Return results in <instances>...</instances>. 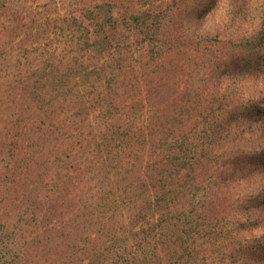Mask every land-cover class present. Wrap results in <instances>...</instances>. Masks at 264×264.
Here are the masks:
<instances>
[{
    "label": "rangeland",
    "instance_id": "1",
    "mask_svg": "<svg viewBox=\"0 0 264 264\" xmlns=\"http://www.w3.org/2000/svg\"><path fill=\"white\" fill-rule=\"evenodd\" d=\"M241 1L244 17L234 25L226 17L232 0H0V264H134L130 250L121 261L102 241L109 225L97 202L102 179L83 175L66 160L61 133L45 131L51 127L43 114L64 107L60 75L99 56H82L83 26L88 43L98 35L109 41L114 65L124 68L122 81L131 85L137 77L143 85L162 71L166 89L173 76L183 74V81L190 72L191 91L199 87L210 101L201 114L231 123L222 136L247 119L253 139L262 135L254 144L263 161L237 167L239 186L223 180L198 203L196 227L174 220L180 230L171 261L264 264V0ZM166 23L172 42L189 41L185 71L148 61L152 29ZM55 91L60 94L52 97ZM247 145L251 151L253 142ZM158 235L170 236L165 227Z\"/></svg>",
    "mask_w": 264,
    "mask_h": 264
},
{
    "label": "trees",
    "instance_id": "2",
    "mask_svg": "<svg viewBox=\"0 0 264 264\" xmlns=\"http://www.w3.org/2000/svg\"><path fill=\"white\" fill-rule=\"evenodd\" d=\"M232 3L226 17L236 25L244 17L240 13L242 1ZM170 26L166 23L152 29L148 61L164 66L173 62L185 71L189 69V41L172 42L167 30ZM82 32V56L90 51L99 56L91 64L83 58L77 69L68 68L60 75L59 81L67 87L61 93L64 107L43 114L52 129L46 127L45 131L61 133L66 160L76 163L83 175L92 172L102 179L97 202L105 209L100 218L109 222L102 239L105 248L116 251L121 261L130 250L134 264H183L171 261L178 254L173 241L180 230L174 220L183 217L185 226L196 227L198 203L214 195L223 180L233 181L235 188L243 178L239 174L242 168L236 172L243 161L250 159L255 166L262 163L258 143L254 144L262 135L253 139L247 119L235 123L231 135L222 136L231 123L201 114L208 111L210 101L200 94L199 87L194 89L196 98L193 96L190 72L183 81H178L183 74L177 79L173 76V87L166 89L160 84L162 71L151 73L143 85L137 77L131 85L122 81L124 68L114 65L113 52L106 47L109 41L98 35L88 43L85 26ZM100 32L105 34L102 27ZM172 53L178 58L172 59ZM58 94L55 91L52 97ZM58 111L67 114L63 122L57 119ZM249 140L253 142L251 151ZM260 151L263 153L264 147ZM69 170L74 171L72 166ZM226 173L229 175L224 177ZM163 227L169 237L158 235ZM167 253L173 254L171 259Z\"/></svg>",
    "mask_w": 264,
    "mask_h": 264
}]
</instances>
